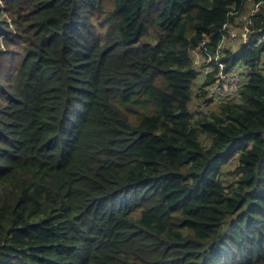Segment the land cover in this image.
Instances as JSON below:
<instances>
[{"label": "trees", "instance_id": "trees-1", "mask_svg": "<svg viewBox=\"0 0 264 264\" xmlns=\"http://www.w3.org/2000/svg\"><path fill=\"white\" fill-rule=\"evenodd\" d=\"M0 1V264H264V41L200 70L246 0Z\"/></svg>", "mask_w": 264, "mask_h": 264}, {"label": "built area", "instance_id": "built-area-1", "mask_svg": "<svg viewBox=\"0 0 264 264\" xmlns=\"http://www.w3.org/2000/svg\"><path fill=\"white\" fill-rule=\"evenodd\" d=\"M248 2H250L249 9L246 14H243ZM263 5L264 0H246L241 10L235 11L232 8L230 14L235 17L232 20L227 19L222 24L219 31L220 38L213 51H209L204 47V41H202L200 45L203 48V54L200 58L201 72L207 75L213 69L218 70L214 83L207 87L210 95L221 92H228V94L233 95L236 92L240 76L237 73L225 72L221 47L225 44L233 45L235 43L253 47L259 46L264 41V32L260 28L252 29L251 24L253 23V17Z\"/></svg>", "mask_w": 264, "mask_h": 264}, {"label": "rangeland", "instance_id": "rangeland-1", "mask_svg": "<svg viewBox=\"0 0 264 264\" xmlns=\"http://www.w3.org/2000/svg\"><path fill=\"white\" fill-rule=\"evenodd\" d=\"M249 6H250V2H248L246 4V10L245 12H243V14H246V12L248 11L249 9ZM216 102H219L220 99L219 97H216ZM216 104H213V100L211 101V103H207L206 105L204 104H201L200 102H197V101H193L190 105V110L191 111H196V110H206V109H209L211 108L210 110H215L216 107H215Z\"/></svg>", "mask_w": 264, "mask_h": 264}, {"label": "clouds", "instance_id": "clouds-1", "mask_svg": "<svg viewBox=\"0 0 264 264\" xmlns=\"http://www.w3.org/2000/svg\"><path fill=\"white\" fill-rule=\"evenodd\" d=\"M0 3H1V1H0Z\"/></svg>", "mask_w": 264, "mask_h": 264}]
</instances>
